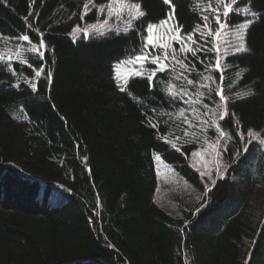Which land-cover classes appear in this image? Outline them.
I'll list each match as a JSON object with an SVG mask.
<instances>
[{"label":"trees","instance_id":"16d2710c","mask_svg":"<svg viewBox=\"0 0 264 264\" xmlns=\"http://www.w3.org/2000/svg\"><path fill=\"white\" fill-rule=\"evenodd\" d=\"M107 2L0 3V52L25 51L18 60L0 57V264H264V145L247 135L252 130L264 139V0H238L229 15V28L249 18L236 8H250L261 19L246 32L247 51L223 63L229 116L217 123L227 133L228 170L209 190L206 205L184 220L153 200L154 158L162 156L203 189L189 158L201 146L204 127L187 104L168 97L165 81L179 82L171 70L157 73L153 90L136 77L121 92L115 76L121 61L140 54L147 24L166 19L171 9L163 0H134L145 16L129 33L74 38V28L98 22L97 7ZM172 4L182 34L193 33L195 47H213L214 36L205 45L199 33L207 31L205 15L217 30L212 9L220 0ZM88 5L93 9L87 12ZM24 34L31 43L44 41L42 63L28 51L31 43L17 40ZM197 55L183 58V72L195 83L180 87L208 104L198 108L205 120L222 101L198 88L212 76L211 87L219 89L221 73L215 51ZM37 67L50 71L51 79L35 77ZM214 134L207 131L209 138Z\"/></svg>","mask_w":264,"mask_h":264},{"label":"snow or ice","instance_id":"6c2138e0","mask_svg":"<svg viewBox=\"0 0 264 264\" xmlns=\"http://www.w3.org/2000/svg\"><path fill=\"white\" fill-rule=\"evenodd\" d=\"M6 2V0H0V3ZM238 0H220V4L218 7H215L212 9V11L215 13L213 19L215 21V24L218 25L217 30H213L212 28L208 27V20L209 16L205 15L202 17L204 21V28L207 29V31H200V36L204 37V44H208L209 37L215 36L219 37L220 30L225 29L229 26L228 24V18L231 12H233L234 8L233 6L236 5ZM163 3L165 5H169L171 11L168 13L166 19H163L159 21V23H149L147 24V27L145 31L147 32V37L145 38V43L140 49V54L135 55L134 58L121 61L120 63L125 65H133V69L130 72L131 79L134 77H139L143 80H145L148 84L149 90H153L156 88L155 84V78L157 77V73H165L168 71H174V68H172V64L174 63H180L181 67H187V65L183 64V62L179 61L176 56L177 49L172 47V43H176L180 45L179 51L182 53H191L192 57H195L197 60L200 59V57L197 55L199 52H206L211 53L215 51L216 53V59H215V69L221 73L219 79L221 84L224 81V75H223V66L221 65V53L219 51V48L215 47H204V45H201L200 47H193L197 44V40L193 39V33H185V35H180L182 31V26L178 24V22L175 21V5L172 4V0H163ZM87 7V6H85ZM236 11L242 12L245 16H251V19H245L243 23H239L234 26L236 38L235 43L232 45L233 54L235 53H242L247 51L246 48V40H245V34L247 29L255 23L258 22L261 19V14L255 11H251L250 8H236ZM99 12L101 14L105 13L107 14V18L103 21V24L101 25V28H103L105 25L109 24V20L112 17H115L117 21H119L123 25V33L127 34L130 30L133 29V22L139 20L141 17L145 16V12L141 9V5L137 2H134V0H108L106 5H103L99 8ZM197 28L200 27V25L196 26ZM113 28H115V35L119 36L121 34V29L118 25L113 24L109 26V31H111ZM164 29V32L160 35L159 38L154 37V30ZM241 30H244L243 32ZM79 31V27L74 28L73 32ZM85 38L89 37V32L86 30L83 33ZM100 36H105L106 33L104 31L99 32ZM17 40L24 41L27 43H31V37L28 34L19 35L17 36ZM168 41V42H165ZM39 45V47H38ZM46 45L44 41L38 40L37 43H31V47L28 49L29 52H35L37 55V59L40 63L43 62L45 59V52L41 51L40 48H45ZM11 59V57H9ZM203 63V61H201ZM32 61L28 62V66L31 67ZM138 65V67H136ZM146 65H154L155 67H148ZM206 67H212L211 64L206 65ZM44 74L47 79H51L52 73L50 71H45L42 67H37L34 76L39 78L41 75ZM116 79L117 84L119 87V90L121 92H125L127 85L129 83V80H125L122 84L119 82V71L116 72ZM176 80H180L181 76H176ZM183 79L186 81L187 85H193L195 83L194 80L188 79L186 76L183 77ZM204 81H207L205 83H201L200 87L203 89H206L207 95L210 98L219 97V100L223 103L216 105V111L212 112H205L204 115L208 117V119L202 120V125H207L208 127L205 128V131H208L210 128L215 126V131L219 133V137L223 138L227 135V133L223 130L221 124L217 123L213 117L218 118L219 121H224L225 117L229 116V109H228V100L229 98L224 94V88L220 87L219 89L211 87V83L213 82L212 76H205L203 77ZM25 83L30 87L32 92H36L38 90L37 83L33 82L32 80L25 79ZM231 85H229L230 87ZM16 88H19V85H15ZM165 91L170 98L171 101H177L182 100L185 104L190 103L188 99H185V97H188L190 94L186 88L180 87L177 88L176 85L172 84L169 81H165ZM155 94V93H154ZM128 95H132V92L129 90ZM198 95L203 96V93H198ZM239 95V94H238ZM135 98V97H134ZM195 103L199 104L200 101L196 100ZM203 107L205 109H208V104L204 103ZM194 110V109H193ZM152 112H156V108H153L151 110ZM170 116V114H168ZM179 115L181 117H185V110L181 109ZM185 122L189 125H192V122L190 120H187L185 117ZM149 127L157 128L158 125L152 124L149 122ZM184 135H187L185 133ZM247 135L251 137L253 140H255L260 134L257 132H254L252 130H249L247 132ZM207 142V141H206ZM221 141L220 139L216 140V144H219ZM261 144H264V139L260 140ZM173 148H175V145H172ZM179 151V149H177ZM199 153L193 152V155H198ZM156 159H160V156L157 155ZM203 175V173H202ZM199 211V209H197Z\"/></svg>","mask_w":264,"mask_h":264},{"label":"rangeland","instance_id":"374dc122","mask_svg":"<svg viewBox=\"0 0 264 264\" xmlns=\"http://www.w3.org/2000/svg\"><path fill=\"white\" fill-rule=\"evenodd\" d=\"M100 7H97V11L100 16L98 22L87 25L83 28H79V31L74 32L73 34L74 38L84 37L83 33L86 30L89 32L88 38L92 36H100L99 35L100 31H104L107 35L109 33L115 32V28H113L111 31L108 30L109 26L113 24L118 25L121 29V33H123L122 30L123 25L119 21H117L115 17H112L109 20L108 25H105L103 28H101L103 21L107 18V14L106 12L101 14L99 12ZM92 9L93 6L90 5H88L85 8L87 12ZM251 18L252 17L249 16L248 19ZM241 31L243 32L244 30ZM163 32L164 29L154 30V37L159 38ZM220 33L221 34L219 35V37L214 36V45L215 47L219 48V51L221 53V65L223 66L225 58L228 55L233 54L232 45L235 43L236 34L234 28H229V27L220 30ZM180 35L182 36L184 35L182 34V31ZM172 47L177 49L176 52L177 59L183 62V64H185L183 58L190 53L185 54L180 52L179 44L172 43ZM193 47H195V45ZM40 50L45 52V48H40ZM235 54H240V53H235ZM24 55H25V51L22 49V47H18L17 49H7L3 53L0 52V57H6V58L11 57L14 60H18L24 57ZM146 66L153 68L155 67L154 65H146ZM133 67H134L133 65H125L122 63L116 66V72L119 71V82L121 84L125 80L130 81L131 79L136 78L133 76L131 79H129L130 72L133 69ZM136 67H138V65ZM172 68H174V71L172 72L176 76L177 75L181 76L179 82L175 79L177 81L175 82V84H177V87L186 85L187 83L183 79V77L186 76L185 73L183 72L186 69V67L182 68L180 63H174L172 64ZM116 72H115V76H116ZM186 77L190 79L188 76ZM220 87H223L222 84L220 85ZM198 89L202 90V88H198ZM186 99L190 101V103L187 104L186 110L190 111L192 117L199 122V126H202L201 121L203 120V118L200 117V115L198 114V108L199 106H203L202 104L203 98L188 96L186 97ZM196 100H199L200 103L199 104L195 103ZM212 111H216V109H213ZM213 119H215L216 122L219 121L218 118L213 117ZM202 127H204L203 130L201 129L202 143L200 148L194 151L199 154L193 155L192 153L191 157L189 158V164L192 168L198 171L204 186L203 189H199L193 186L191 183H189L187 179L178 172L175 166L168 164L162 158V156H160L159 160L156 159V156L154 158L156 164V171H157L158 187L153 197V200L159 208H161L163 211H165L169 216H171L174 219L184 220L186 219L185 217L186 213L194 214L198 212L197 209L199 210L202 209L206 205L209 190L213 187L214 184L217 183L219 179L224 178L227 174L228 167L223 158V148L225 147L223 146L224 137L220 138L219 133L215 131V126H213L212 129H214L215 134L212 138H209L207 136V131L204 130L205 128H207V125L205 126L203 125ZM217 139H220L221 141L219 144H216ZM250 140L253 139L250 137ZM260 140L262 139L260 136H258L253 141L260 142Z\"/></svg>","mask_w":264,"mask_h":264}]
</instances>
